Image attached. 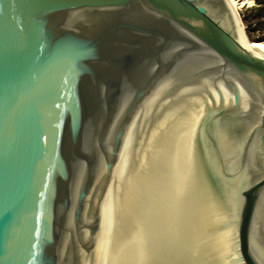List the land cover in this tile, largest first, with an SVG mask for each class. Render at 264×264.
<instances>
[{"label":"water","instance_id":"1","mask_svg":"<svg viewBox=\"0 0 264 264\" xmlns=\"http://www.w3.org/2000/svg\"><path fill=\"white\" fill-rule=\"evenodd\" d=\"M0 264H264V57L228 0H0Z\"/></svg>","mask_w":264,"mask_h":264},{"label":"rangeland","instance_id":"2","mask_svg":"<svg viewBox=\"0 0 264 264\" xmlns=\"http://www.w3.org/2000/svg\"><path fill=\"white\" fill-rule=\"evenodd\" d=\"M256 1V0H255ZM262 4L256 1V5ZM264 5V4H263ZM264 7H243L239 11V16L245 26V31L251 41H264ZM254 25V26H251Z\"/></svg>","mask_w":264,"mask_h":264},{"label":"bare ground","instance_id":"3","mask_svg":"<svg viewBox=\"0 0 264 264\" xmlns=\"http://www.w3.org/2000/svg\"><path fill=\"white\" fill-rule=\"evenodd\" d=\"M229 3L231 4V6L233 7L237 17H238V21H239V25L241 28V31L243 33L244 38L246 39V41L248 42V44L250 45V47L257 51L258 53H260L263 57H264V41L262 42H256V41H251L245 31V26L239 16V11L241 8L243 7H247V6H252L253 5V1L252 0H228Z\"/></svg>","mask_w":264,"mask_h":264},{"label":"built area","instance_id":"4","mask_svg":"<svg viewBox=\"0 0 264 264\" xmlns=\"http://www.w3.org/2000/svg\"><path fill=\"white\" fill-rule=\"evenodd\" d=\"M253 1V5L252 6H257V7H264L263 4H259V5H256V1L255 0H252ZM252 6H248L249 8L252 7ZM251 26H254V25H251Z\"/></svg>","mask_w":264,"mask_h":264},{"label":"trees","instance_id":"5","mask_svg":"<svg viewBox=\"0 0 264 264\" xmlns=\"http://www.w3.org/2000/svg\"><path fill=\"white\" fill-rule=\"evenodd\" d=\"M257 2H260L262 4H264V0H256ZM264 13V10L261 12V14Z\"/></svg>","mask_w":264,"mask_h":264}]
</instances>
